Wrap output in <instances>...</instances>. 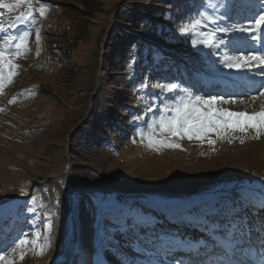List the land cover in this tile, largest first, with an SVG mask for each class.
<instances>
[{
  "label": "rangeland",
  "instance_id": "1",
  "mask_svg": "<svg viewBox=\"0 0 264 264\" xmlns=\"http://www.w3.org/2000/svg\"><path fill=\"white\" fill-rule=\"evenodd\" d=\"M230 2L232 18L224 23L244 24L259 10L252 12L255 0ZM243 2L249 5L239 6ZM30 3L33 21L7 33L18 35L27 30L30 36L29 50L12 61L18 65L16 74L0 93V254L27 238L29 250L24 259L18 254L10 258L15 264L39 262L53 248L50 239L44 255L37 254L38 246L36 252L31 250L35 234H40L41 242L46 234L45 216L51 232L56 220L75 217L71 228L78 235L76 218L87 213L92 230L91 264H103L98 262L100 257L105 264H182L183 257L185 264H209L216 259L199 261L188 253L175 254L177 238L208 242L200 253L210 255L218 250V239L226 240L235 248L234 261L253 264L264 253L262 211L251 209L253 199L264 200V182L257 179L264 180V167L257 169L264 164V134L257 137L249 128L220 137L210 133L202 139H173L180 145L177 149L149 148L137 135L138 130L147 131L145 121L158 115L147 112V107L162 106L157 84L177 83L204 95L198 76L221 75L217 55L193 48L181 33L189 18L204 10L203 0ZM121 5H131L128 20L117 14ZM41 6L46 9L43 16L38 11ZM26 11L27 3L5 13L3 20ZM112 31L128 36L125 42L117 39L114 53L107 47ZM132 38L139 42L126 48ZM105 50L107 56L102 60ZM213 61H217L215 66ZM262 87L246 97L241 96L242 87H232L236 92L232 98L238 103L251 100ZM222 88L216 84L213 93L208 89L205 94L220 92L231 99L222 94ZM174 95L169 94V99ZM255 102L259 107L264 104L259 98ZM255 102L236 104L239 110L231 104L222 108L251 114L260 110L251 106ZM139 115L144 120L134 121ZM67 161L68 173L59 175ZM209 195L217 196L215 205L220 211L201 215ZM187 202L197 206L189 208ZM170 206L188 213L201 228L183 222L179 227L168 216ZM203 223L210 229H203ZM202 229L204 233L198 231ZM169 253L174 256L168 257ZM78 257L74 264H82Z\"/></svg>",
  "mask_w": 264,
  "mask_h": 264
},
{
  "label": "snow or ice",
  "instance_id": "2",
  "mask_svg": "<svg viewBox=\"0 0 264 264\" xmlns=\"http://www.w3.org/2000/svg\"><path fill=\"white\" fill-rule=\"evenodd\" d=\"M26 3L28 11L7 21L3 20L5 13L11 14ZM202 8L203 11L190 17L181 28L182 35L190 40L193 48L207 49L210 55L215 56L216 50L223 47V54L219 56L218 63L232 72H253V70L264 69V54L256 51H249L245 54L242 48L243 41L247 39L259 41L264 45V31H262L264 28V0H261L260 9L247 17V24L222 23V21H229L232 18L230 0L228 3H225V0H203ZM0 10H3L0 11V34H3L0 36V93H3L4 88L12 82L18 67L12 61L17 57L24 56L29 50V31L25 30L17 35L7 34L8 30L30 23L34 18L30 0H13V2L0 0ZM38 11L40 16H43L46 9L41 6ZM209 26H211L210 29ZM234 33L242 35L237 37L233 35ZM35 41L39 44V29L36 30ZM229 49H240V54H229ZM216 63L217 61H213L214 66ZM259 74L264 75V71ZM157 87L160 89L162 106L154 108L149 105L146 111L155 112L158 115L145 121L146 132L137 131L141 140L147 141L149 148L177 149L180 145L173 142V139L177 141L185 138L189 140L202 139L210 133H215L220 137L230 132H246L249 128L256 132L257 137L264 134V104H261L259 112L253 111L251 114L246 111H229L218 106L235 105L238 103L236 99H225L223 95L219 94L202 95L177 83L157 84ZM172 93L176 95L169 99V94ZM258 98L264 100V87L261 88L259 96H251L253 102ZM14 100L15 97L9 103H13ZM165 100L168 102L165 103ZM245 102L244 100L239 101L240 104ZM133 119L134 121H143L144 116H134ZM208 143L212 144L213 141L209 140ZM45 220L47 221L45 224L46 234L43 236L42 242L39 233H36L31 241V250L36 252L38 246L37 254L41 256L51 246L49 234L52 225L47 215ZM28 245L27 238L15 241L10 252L5 251L4 254H0V262L15 264V261L10 257L16 254L19 255L20 260H23L29 250Z\"/></svg>",
  "mask_w": 264,
  "mask_h": 264
},
{
  "label": "bare ground",
  "instance_id": "3",
  "mask_svg": "<svg viewBox=\"0 0 264 264\" xmlns=\"http://www.w3.org/2000/svg\"><path fill=\"white\" fill-rule=\"evenodd\" d=\"M228 2H229V0H225V3H228ZM254 4H255V6L252 7V12H253V9H260L261 0H255ZM231 5H233V3H231ZM244 5H249V2H243L242 5L240 4L239 6L243 7ZM220 11H223V9H220ZM247 22H245L244 24H247ZM222 23H224V21H222ZM262 31H264V28H262ZM253 34H255V33H253ZM233 35H235L237 37H241L242 34L234 33ZM243 43L249 44V46H245L247 44H242V48H243V51L245 52V54H247V52H249V51H256V52H259L260 54H264V53H261L260 50H259V46L262 45L261 42L252 41L251 39H247V40L243 41ZM216 53H217L216 54L217 57L219 58V56L223 54V47L221 49L216 50ZM229 54H240V49H229ZM194 58H195V56L193 57V59ZM262 71H264V69L253 70V72H239L238 73V72H232V71L222 67L220 69L221 75L219 74L218 77L214 78V80L216 81L217 84L220 85V87L221 86L224 87L222 89V91H223L222 94H224L225 97H227V98L231 97V99H233L232 97L236 96L235 93L227 90L228 87H226V86H229V85H232V87H239V86L242 87V90L240 92L241 96H245L246 97V96H250L251 93H254L253 91L258 89L259 86H263L264 85V75H260L259 74ZM184 74H185V72H184ZM198 77L199 78H197V79L199 80V83H201L202 86L207 85L206 87H208V85H209L208 82L211 79H213L211 77H208L207 75H201V76H198ZM186 80H188L187 76H186ZM252 81H253V83L251 84L250 82H252ZM188 83H189L190 87L194 86V83H193L192 80H188ZM251 85H254V86L252 87ZM208 89L209 88L205 89V93H206V91ZM210 89L212 90V88H210ZM211 93H213V90L211 91ZM218 93H220V92H217V94ZM204 95H206V94H204ZM244 101H246L244 104H239V103H237V104L239 106H247V104L250 105V103L252 102L250 99H247V100H244ZM230 106L235 107V109H237V110H239V108H240V107L236 106V104L235 105L231 104ZM251 106L252 107L255 106L256 109H260L261 110V107H259L260 105H258L257 102H255V104H253ZM218 107L222 108L223 106L219 105ZM226 109L228 110V108H226ZM260 110H258L256 112H259ZM69 166H70V164H69ZM263 167H264V164L258 166L257 169L258 170H262ZM257 179L259 181H261L260 183L264 182V180L262 178H257ZM216 197L217 196H214V195H209V196L205 197V199H204V208L201 210V215H203L206 212H210V213L214 214V213H218L220 211V210L218 211V209L216 208V205H215L216 204L215 203L216 202ZM252 201L254 202L255 205L253 207H251V209L254 208L253 211H256V209L260 207L261 211H262L261 215H263V219H264V200L261 201V202H257L255 199H253ZM186 206L189 207V208H194V207L197 206V203L196 202L195 203L187 202ZM242 207L244 208V206H242ZM247 208H245V209H247ZM245 209H243V210H245ZM169 210L171 211V213L168 216H171L170 218L175 223L179 224V223L183 222L184 226H186V225H189V226L195 225L196 220H193L192 216H188V213L176 212L175 209L173 208V206H170ZM185 218L189 219L190 221L189 222L185 221L186 220ZM76 220H78V223H79L78 235L76 233H74V232L72 233L73 229L71 228V226L75 225V222H76L75 221V217L73 219H70V220H56L54 222L53 230H52V232L50 234L51 235L50 239H51V241L53 243V248L51 249V251L42 260H40L39 262H36L34 264H74L75 257L77 258V256H79L78 258L82 262V264H91L92 263L91 262V251H90V247L92 246L91 245L92 244V242H91V231L92 230L90 228L91 221L88 218L87 213L77 216ZM172 220H170V221H172ZM174 222H173V224H174ZM195 226L197 228H201L200 223H199V225L196 224ZM72 234L74 236L73 239L71 238ZM191 242L192 241H187V240L182 239V238H177L175 246H174V250H175V248L185 247L187 244H190ZM201 242L202 241L197 240V242H193V243L197 244V245H200ZM257 256H258L257 257L258 259H256L253 264H264V253H260ZM216 257H217V260L221 261V262L228 261V259H229V257L225 253L224 254H219ZM185 259H184V257L182 258V261H183L182 264L186 263ZM98 262L102 263L101 259H98ZM211 262L212 261H208V263H211ZM238 263H239V261H238ZM139 264H163V263H161V262L150 263V262L142 261Z\"/></svg>",
  "mask_w": 264,
  "mask_h": 264
},
{
  "label": "trees",
  "instance_id": "4",
  "mask_svg": "<svg viewBox=\"0 0 264 264\" xmlns=\"http://www.w3.org/2000/svg\"><path fill=\"white\" fill-rule=\"evenodd\" d=\"M131 5H121L119 8H118V11H117V14L119 13L120 14V18H124V19H127L130 18L131 14L130 12L128 11V7H130ZM144 16L146 15V12H144L143 14ZM119 18V20H121ZM128 36L127 35H116V33L114 31L110 32V35L108 38H110L112 41H109L107 47L109 49V52L111 51L112 53H114L116 51V48H117V39L121 42H125L126 39L124 38H127ZM139 41H137V39L135 40L134 38H132L131 40V43H129V45H127L126 48H132L133 46H135ZM131 44V45H130ZM124 48V49H126ZM123 50V49H122ZM122 50L119 49V53H122ZM124 52V51H123ZM107 56V53H106V50L103 51V56H102V60H104ZM109 119H112V116L109 118Z\"/></svg>",
  "mask_w": 264,
  "mask_h": 264
},
{
  "label": "water",
  "instance_id": "5",
  "mask_svg": "<svg viewBox=\"0 0 264 264\" xmlns=\"http://www.w3.org/2000/svg\"><path fill=\"white\" fill-rule=\"evenodd\" d=\"M76 130H77V129H76ZM76 130H75V131H76ZM75 131H74V132H75ZM69 167H70V166H69V162L67 161V166H66V168H65L64 171H63L62 173H60L59 175H66V174L68 173V171H69ZM59 175H58V176H59Z\"/></svg>",
  "mask_w": 264,
  "mask_h": 264
}]
</instances>
